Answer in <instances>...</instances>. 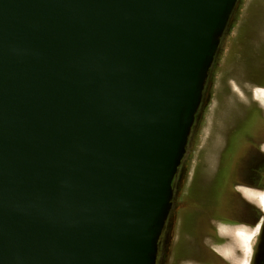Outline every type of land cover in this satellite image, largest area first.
Segmentation results:
<instances>
[{"label":"water","instance_id":"1","mask_svg":"<svg viewBox=\"0 0 264 264\" xmlns=\"http://www.w3.org/2000/svg\"><path fill=\"white\" fill-rule=\"evenodd\" d=\"M237 0H0V264H153Z\"/></svg>","mask_w":264,"mask_h":264},{"label":"flooded vegetation","instance_id":"2","mask_svg":"<svg viewBox=\"0 0 264 264\" xmlns=\"http://www.w3.org/2000/svg\"><path fill=\"white\" fill-rule=\"evenodd\" d=\"M210 69L184 155L172 179L169 208L156 240L153 264H230L219 247H231L229 235L240 227H258L249 264H264V208L258 200L249 197H260L264 192V111L261 106L257 105L258 110L255 106L245 107L246 116L249 111H257L260 120L252 127L248 138L234 140V132L228 130L220 150L208 154L207 160H200V165L189 166L186 159L187 147L194 139V129L209 94ZM255 96L264 106L263 99ZM218 181L220 185H216ZM208 183H213L210 191Z\"/></svg>","mask_w":264,"mask_h":264},{"label":"rangeland","instance_id":"3","mask_svg":"<svg viewBox=\"0 0 264 264\" xmlns=\"http://www.w3.org/2000/svg\"><path fill=\"white\" fill-rule=\"evenodd\" d=\"M262 68H264V0H237L209 72V94L195 126L194 139L187 147L186 159L189 166L197 163L200 165V160H207L208 154H212L215 149L218 152L228 130L232 133L242 130L248 110L245 107L254 106L256 103L264 111V106L255 98L254 93L255 90L264 88L256 85L264 82L261 77L264 73ZM239 153L242 154V150ZM212 185L213 183L206 185L209 191ZM255 228L256 233L251 238L247 252L242 246L239 247L240 244H236L235 233L229 235L231 247L229 245L219 247L228 255L226 259L230 264L237 262L239 264L240 260L241 264L243 262L249 264L251 251L258 237V227ZM255 228L240 227L237 232L250 234V230Z\"/></svg>","mask_w":264,"mask_h":264},{"label":"bare ground","instance_id":"4","mask_svg":"<svg viewBox=\"0 0 264 264\" xmlns=\"http://www.w3.org/2000/svg\"><path fill=\"white\" fill-rule=\"evenodd\" d=\"M255 94L256 95H258V97H260V99H263V101H264V90H256L255 91ZM249 197L250 198H252V199H255V196L254 195H249ZM260 200V204H261V207H263L264 208V192H262L261 193V196H260V198H259ZM251 232H250V234H245V233H243L244 235L243 236H240V235H238V233H240V232H237V231H234V233L236 234L235 235V237H234V239H235V242H236V244L237 245H239V247L240 246H242L244 249H245V251L247 252L248 251V248H249V244H250V241H251V238L255 235V231H256V228H255V230H250ZM253 231V232H252ZM233 233V234H234ZM249 237H250V239H249ZM236 245V246H237ZM241 247V248H242ZM242 248V249H243ZM222 254H224L225 255V257L227 256L228 257V255H226L225 254V252H221ZM243 253V252H242ZM244 254H245V252H244ZM235 255V254H234ZM229 257H230V255H229ZM233 257V256H232ZM245 257V256H244ZM243 257V258H244ZM236 258V257H235ZM242 258V257H241ZM232 260V259H231ZM244 260V259H243ZM242 260V261H243ZM240 262H241V260H240ZM239 262V264H241ZM237 264H238V262H237ZM242 264H245V262H243Z\"/></svg>","mask_w":264,"mask_h":264},{"label":"trees","instance_id":"5","mask_svg":"<svg viewBox=\"0 0 264 264\" xmlns=\"http://www.w3.org/2000/svg\"><path fill=\"white\" fill-rule=\"evenodd\" d=\"M234 9V7H233ZM233 11V10H232ZM261 70H263L264 72V68H262ZM262 79L264 80V73L263 75H261ZM259 84H263L264 82H259ZM254 106L257 108V104H254ZM258 110V108H257ZM258 113L257 111H249L247 116L244 118V123H243V127L241 131L235 132L233 135V139L234 140H241V139H246L248 138V134H250V131L252 129V127H254L256 125L257 121H260L259 119H257L258 117ZM220 185V182H216V185Z\"/></svg>","mask_w":264,"mask_h":264},{"label":"snow or ice","instance_id":"6","mask_svg":"<svg viewBox=\"0 0 264 264\" xmlns=\"http://www.w3.org/2000/svg\"><path fill=\"white\" fill-rule=\"evenodd\" d=\"M238 235L243 236L244 234L241 232V233H238ZM249 239H250V237H249Z\"/></svg>","mask_w":264,"mask_h":264},{"label":"crops","instance_id":"7","mask_svg":"<svg viewBox=\"0 0 264 264\" xmlns=\"http://www.w3.org/2000/svg\"><path fill=\"white\" fill-rule=\"evenodd\" d=\"M260 196H261V195H260ZM259 198H260V197H255V199L258 200V201L260 200ZM259 202H260V201H259Z\"/></svg>","mask_w":264,"mask_h":264}]
</instances>
